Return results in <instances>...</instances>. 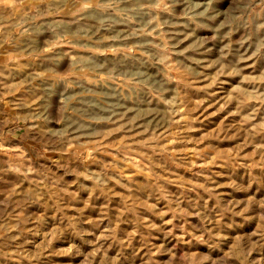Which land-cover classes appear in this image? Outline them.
<instances>
[{
    "label": "rangeland",
    "instance_id": "rangeland-1",
    "mask_svg": "<svg viewBox=\"0 0 264 264\" xmlns=\"http://www.w3.org/2000/svg\"><path fill=\"white\" fill-rule=\"evenodd\" d=\"M0 264H264V0H0Z\"/></svg>",
    "mask_w": 264,
    "mask_h": 264
}]
</instances>
